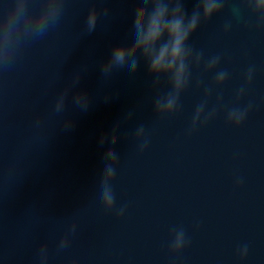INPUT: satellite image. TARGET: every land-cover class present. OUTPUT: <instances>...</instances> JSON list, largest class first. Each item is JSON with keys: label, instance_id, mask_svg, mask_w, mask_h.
<instances>
[{"label": "water", "instance_id": "95a60500", "mask_svg": "<svg viewBox=\"0 0 264 264\" xmlns=\"http://www.w3.org/2000/svg\"><path fill=\"white\" fill-rule=\"evenodd\" d=\"M14 2L0 0V13ZM136 2L63 0L57 24L0 70V264H264V28L243 0L201 17L188 83L174 111L158 113L172 87L128 48ZM182 2L190 16L199 0ZM116 46L137 60L119 83L104 70ZM249 103L240 126L228 123L229 110ZM110 151L109 210L97 193ZM177 229L187 240L179 253L170 250Z\"/></svg>", "mask_w": 264, "mask_h": 264}, {"label": "clouds", "instance_id": "9594fccd", "mask_svg": "<svg viewBox=\"0 0 264 264\" xmlns=\"http://www.w3.org/2000/svg\"><path fill=\"white\" fill-rule=\"evenodd\" d=\"M244 6L256 16V29L264 28V0H243ZM225 6V0H199L193 13L189 16L183 6L182 0H137L135 16L128 35V48L140 54L147 64L148 71L156 76L169 79L172 91L157 99L155 109L158 113H172L177 106L178 94L183 90L189 79L188 58L191 50L188 47V38L197 29L201 17L210 19ZM63 8V0H38V6L33 0H15L7 10L0 13V70L10 67L21 48L29 40L44 37L53 28L59 19ZM96 11L93 8L88 15L87 24L92 28L96 23ZM230 24H225L224 31H229ZM128 48L116 46L113 48L105 72H110L113 79L119 83L132 75L137 68L135 58L125 62ZM199 60V56L197 57ZM220 57L214 56L208 61L209 69L219 63ZM254 70L250 67L245 74V84L252 81ZM228 73L220 70L216 73V83L222 85ZM245 89L242 87L237 93V100L243 97ZM78 102L86 105L87 97L81 93ZM63 105V96L57 101V109ZM252 105L245 108L234 107L227 113L228 123L240 126ZM201 108L194 114L192 127L195 128L201 117ZM213 114H209L211 118ZM139 129L138 133H142ZM147 141H145V144ZM117 157L114 152L108 153L109 163L103 169L104 180L97 193V201L106 209H112L114 194L108 180L114 175V162ZM123 209L120 210V214ZM73 223L72 229L74 230ZM68 242L67 236L61 238L59 247L63 248ZM187 245L185 232L177 229L171 240L170 250L179 253ZM248 247L244 245L238 250L240 259L247 256ZM47 259L45 246L41 247V260Z\"/></svg>", "mask_w": 264, "mask_h": 264}]
</instances>
